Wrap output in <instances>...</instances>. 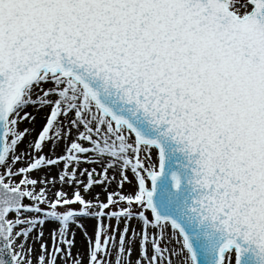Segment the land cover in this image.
Returning <instances> with one entry per match:
<instances>
[{
	"label": "snow or ice",
	"instance_id": "obj_1",
	"mask_svg": "<svg viewBox=\"0 0 264 264\" xmlns=\"http://www.w3.org/2000/svg\"><path fill=\"white\" fill-rule=\"evenodd\" d=\"M0 264H264V0H0Z\"/></svg>",
	"mask_w": 264,
	"mask_h": 264
},
{
	"label": "bare ground",
	"instance_id": "obj_2",
	"mask_svg": "<svg viewBox=\"0 0 264 264\" xmlns=\"http://www.w3.org/2000/svg\"><path fill=\"white\" fill-rule=\"evenodd\" d=\"M77 242H78V244L81 246V248H82V242H81V237L79 236V234H77ZM76 250L75 249H73V252H75Z\"/></svg>",
	"mask_w": 264,
	"mask_h": 264
}]
</instances>
